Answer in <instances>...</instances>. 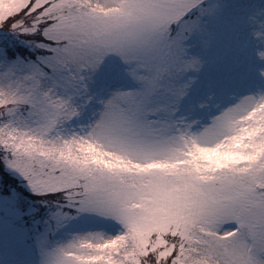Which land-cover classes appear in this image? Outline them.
<instances>
[{
  "label": "snow or ice",
  "instance_id": "6c2138e0",
  "mask_svg": "<svg viewBox=\"0 0 264 264\" xmlns=\"http://www.w3.org/2000/svg\"><path fill=\"white\" fill-rule=\"evenodd\" d=\"M0 264H264V0H0Z\"/></svg>",
  "mask_w": 264,
  "mask_h": 264
},
{
  "label": "trees",
  "instance_id": "16d2710c",
  "mask_svg": "<svg viewBox=\"0 0 264 264\" xmlns=\"http://www.w3.org/2000/svg\"><path fill=\"white\" fill-rule=\"evenodd\" d=\"M13 187H15L17 190L23 192V194L29 199H33L32 194L30 192L27 191V189L22 188V186L20 185L19 180H16L14 184H12Z\"/></svg>",
  "mask_w": 264,
  "mask_h": 264
}]
</instances>
